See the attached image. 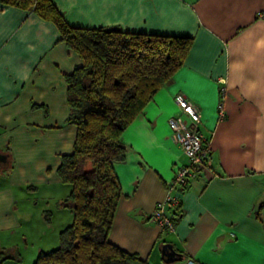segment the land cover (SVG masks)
I'll use <instances>...</instances> for the list:
<instances>
[{
  "label": "crops",
  "instance_id": "1",
  "mask_svg": "<svg viewBox=\"0 0 264 264\" xmlns=\"http://www.w3.org/2000/svg\"><path fill=\"white\" fill-rule=\"evenodd\" d=\"M52 1L73 26L193 37L184 65L122 135L110 240L150 264H264V0ZM82 64L53 22L0 4V251L21 225L26 188L61 181L77 135L66 75ZM178 94L202 114L212 164L170 191L189 164L169 124L187 120ZM170 194L173 230L150 220Z\"/></svg>",
  "mask_w": 264,
  "mask_h": 264
},
{
  "label": "trees",
  "instance_id": "2",
  "mask_svg": "<svg viewBox=\"0 0 264 264\" xmlns=\"http://www.w3.org/2000/svg\"><path fill=\"white\" fill-rule=\"evenodd\" d=\"M0 4L53 22L60 40L83 60L66 75L67 122L77 127V135L57 170L71 187L62 206L74 219L61 231L60 246L41 251L33 264H150L110 240L123 196L115 164L127 158L123 133L184 65L193 37L73 26L52 0ZM12 256L1 250L0 264Z\"/></svg>",
  "mask_w": 264,
  "mask_h": 264
},
{
  "label": "rangeland",
  "instance_id": "3",
  "mask_svg": "<svg viewBox=\"0 0 264 264\" xmlns=\"http://www.w3.org/2000/svg\"><path fill=\"white\" fill-rule=\"evenodd\" d=\"M48 174L51 176L53 171ZM70 190L62 181L33 183L26 188L20 211L21 225L6 237L2 236V250H9L13 255L3 264H33L41 251L49 252L60 246L61 231L74 219L72 211L62 206Z\"/></svg>",
  "mask_w": 264,
  "mask_h": 264
},
{
  "label": "built area",
  "instance_id": "4",
  "mask_svg": "<svg viewBox=\"0 0 264 264\" xmlns=\"http://www.w3.org/2000/svg\"><path fill=\"white\" fill-rule=\"evenodd\" d=\"M225 93V89L222 90ZM180 111L186 115L187 120L177 117L169 119L170 127L174 133L176 142L189 159L188 165L177 166L170 184V191L183 188L190 178L212 164V147L207 136L201 131L202 114L198 107L190 102L183 94L175 97ZM220 115H224L223 102L219 106ZM179 205V198L170 194L166 201L159 203L152 213L150 220L157 223L162 229L173 230L175 218L168 213L169 209Z\"/></svg>",
  "mask_w": 264,
  "mask_h": 264
}]
</instances>
